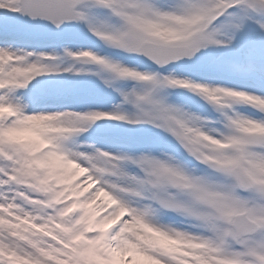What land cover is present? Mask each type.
Listing matches in <instances>:
<instances>
[{
	"label": "snow or ice",
	"instance_id": "6c2138e0",
	"mask_svg": "<svg viewBox=\"0 0 264 264\" xmlns=\"http://www.w3.org/2000/svg\"><path fill=\"white\" fill-rule=\"evenodd\" d=\"M0 264H264V0H0Z\"/></svg>",
	"mask_w": 264,
	"mask_h": 264
}]
</instances>
